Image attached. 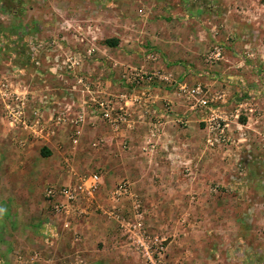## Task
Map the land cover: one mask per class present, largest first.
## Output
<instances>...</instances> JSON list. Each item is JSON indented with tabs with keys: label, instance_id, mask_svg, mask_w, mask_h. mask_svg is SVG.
Here are the masks:
<instances>
[{
	"label": "crops",
	"instance_id": "crops-1",
	"mask_svg": "<svg viewBox=\"0 0 264 264\" xmlns=\"http://www.w3.org/2000/svg\"><path fill=\"white\" fill-rule=\"evenodd\" d=\"M46 1L49 5L52 0ZM61 1L69 5L85 0ZM91 1H97L92 6L99 9L108 0ZM0 3L1 29L8 17L6 8L13 4L20 34L12 42L20 54L17 64L13 70L0 64V75L18 84L29 100V113L45 110L46 127L52 129L42 133L12 128L1 109L0 264H142L135 252L122 247L111 216L115 208L131 215L133 198L141 200L150 231L168 236L170 264H264V120L256 121L259 115L264 117V108L259 104L251 123L232 121V144L212 150L206 146L205 115L179 90L181 83L203 84L230 99L241 91L239 82L248 81L249 75L238 71L242 62L228 54L225 63L231 67L221 64L213 73H197L180 62L184 55L175 49L177 39L165 38L168 30L149 31L153 26L163 28L165 21L131 19L129 32L115 46L84 47L73 40L72 47L93 51L75 59L82 68L69 73L62 67L69 37L63 33L66 42L53 46L58 25L52 23V8L44 11L46 23L38 30L33 18L41 16L40 10L29 0ZM64 11L84 15L79 7L61 5V15L68 18ZM61 30L67 32V27ZM24 48L30 50L28 57L21 54ZM148 48L160 52V60H152ZM57 49L61 71L54 74L58 58L52 52ZM28 65L29 73L23 68ZM136 71L161 72L171 81L135 82ZM54 82L60 88L52 89ZM247 91L254 93L249 87ZM108 99L125 110L127 122L113 126L100 118L97 102ZM64 105L70 109L68 121L53 127V111ZM235 108L228 100L225 110L232 114ZM79 111L86 118L76 126L72 120ZM19 141L25 145L19 146ZM92 173L101 175L103 186L85 214L64 229L61 220L43 209L44 191L48 186L72 185ZM122 182L130 184L132 197L115 203L110 192ZM76 234L80 241H75Z\"/></svg>",
	"mask_w": 264,
	"mask_h": 264
},
{
	"label": "rangeland",
	"instance_id": "rangeland-1",
	"mask_svg": "<svg viewBox=\"0 0 264 264\" xmlns=\"http://www.w3.org/2000/svg\"><path fill=\"white\" fill-rule=\"evenodd\" d=\"M29 2L32 8L40 10L41 16L38 15V17L33 18L36 21L38 30H40V26H44L46 23L44 11L48 9V6L52 8V23L58 25V31L53 32L54 39L52 40L57 41L53 46H59L63 33L68 34V41L70 42L68 43V57L62 67H66L69 73H72L74 68H82L81 65L76 63L75 59L88 57V52L92 54L93 48L88 51L84 47H91L92 44H94L93 46L95 44L97 46L105 44L108 40L119 42L125 38L130 30L128 28H130L131 19L146 21L148 24L152 21H165L166 26L164 25L163 28L153 26L149 31L158 34V32L168 30L164 34L165 38L167 40L177 39L176 41L179 43H177L178 48L175 49L180 50L181 55H184L180 62L191 66L195 72L206 74L212 71L213 73L221 64L231 67L232 64L225 63L228 54L230 57L242 62L238 71L244 73L245 76L249 75L248 81L239 82L241 91L231 95L230 99L227 96L229 104L234 103L236 107L242 104L240 108L241 116L238 122L235 123L244 125L251 123L257 117L259 104L264 108V0H108L101 2V8L99 9L92 6L97 1L93 2L91 0L78 3L70 2L69 5L61 0H52L49 5L46 0H29ZM103 4L107 7L103 8ZM12 5L10 4L6 8L8 17L5 19L3 30L1 24H4V19L0 18V42L2 44L0 46V64L1 68L7 70L14 69L17 64L16 59L20 56L19 51L12 44L20 35L16 31L18 25L16 26L14 22L15 16L13 15ZM61 5L63 8H69L70 10L79 7L84 15L64 11L68 12V18L64 17L61 15ZM83 6L84 8H82ZM90 9L93 10V15ZM151 9L156 10V14L150 12ZM135 12L136 17H134ZM164 13L169 16L166 17ZM65 26L67 32L61 30ZM37 35L39 36L40 33ZM28 37L29 34L26 33L23 39L27 40ZM73 40L84 44V47L82 49L72 47ZM62 42H66V40ZM217 45L224 50V60L212 65L205 63L204 56ZM60 50L57 49L52 52L53 57L58 58V62H55L53 66L54 69L57 68L56 71H53L54 74L61 71ZM29 51L28 48H24L21 50V54L28 57ZM145 51L149 54L154 53L157 60H160L161 53L157 50L148 48ZM23 68L27 73L31 72L32 69L30 65ZM203 71L205 72L203 73ZM1 76L0 79L9 85L8 90L10 92L18 91L29 103L27 96L19 91V86L15 81L9 77ZM37 83L43 85L45 81ZM247 87L251 88L254 93L247 91ZM55 88H60V86H52V89ZM236 99L239 102H236ZM1 109L3 110L0 105V111ZM1 114L2 111L0 116ZM262 114L264 115V113ZM2 115L3 120H5L4 113ZM262 117L259 115L256 121L264 120V117ZM216 188L217 186L214 188L215 191ZM43 209L49 211L46 204ZM37 255L39 254H36V257ZM38 257L40 258V255Z\"/></svg>",
	"mask_w": 264,
	"mask_h": 264
},
{
	"label": "built area",
	"instance_id": "built-area-1",
	"mask_svg": "<svg viewBox=\"0 0 264 264\" xmlns=\"http://www.w3.org/2000/svg\"><path fill=\"white\" fill-rule=\"evenodd\" d=\"M149 57L156 61L154 53ZM205 63L218 64L224 60L223 48L214 46L206 53ZM135 82L147 80L149 82L164 81L170 78L161 72L155 74H143L134 72ZM171 81V80H170ZM8 84L0 79V105L3 108L4 118L12 128L23 130H35L38 132L52 133V129L46 127L44 117L45 110L29 113L27 99L18 91L10 92ZM180 94L187 100L193 101V107L203 113L206 136V146L215 150L219 147H227L232 144L231 122L238 121L241 116V105L236 107L234 113L229 114L225 107L228 104L225 92H211L203 84L189 87L185 83L179 84ZM97 110L100 118L113 126L127 122V115L123 108L118 107L111 100L97 102ZM239 108V109H238ZM70 109L64 107L53 111V119L50 124L58 127L68 121ZM119 112L115 117L114 113ZM86 114L78 112L74 115L73 124L79 126L85 122ZM19 146L25 143L19 141ZM103 186L102 177L99 173L81 175L72 185L48 186L44 191V201L51 216L63 222L64 229H68L72 221H78L85 213L87 205H91L96 195ZM110 199L115 203H120L124 199L132 197V189L128 182L118 184L111 192ZM132 214L127 215L115 208L111 214L118 224L121 235L122 247H128L135 252L142 264H170L169 262V238L166 234L152 233L145 222V210L140 199H132ZM183 223V221H182ZM75 241H80V236L76 234Z\"/></svg>",
	"mask_w": 264,
	"mask_h": 264
},
{
	"label": "trees",
	"instance_id": "trees-1",
	"mask_svg": "<svg viewBox=\"0 0 264 264\" xmlns=\"http://www.w3.org/2000/svg\"><path fill=\"white\" fill-rule=\"evenodd\" d=\"M116 43L117 41H110V40L106 41V44H108L109 46H115ZM42 153L43 155H46V156L48 155V153L45 150Z\"/></svg>",
	"mask_w": 264,
	"mask_h": 264
}]
</instances>
